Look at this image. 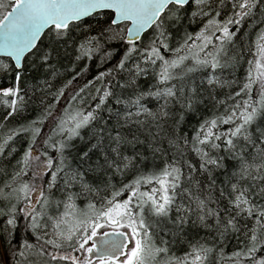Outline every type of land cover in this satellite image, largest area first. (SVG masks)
I'll return each mask as SVG.
<instances>
[{
    "label": "snow or ice",
    "instance_id": "obj_1",
    "mask_svg": "<svg viewBox=\"0 0 264 264\" xmlns=\"http://www.w3.org/2000/svg\"><path fill=\"white\" fill-rule=\"evenodd\" d=\"M0 105V264H264V0H0Z\"/></svg>",
    "mask_w": 264,
    "mask_h": 264
},
{
    "label": "trees",
    "instance_id": "obj_2",
    "mask_svg": "<svg viewBox=\"0 0 264 264\" xmlns=\"http://www.w3.org/2000/svg\"><path fill=\"white\" fill-rule=\"evenodd\" d=\"M193 27H195V25H193ZM253 35L254 36V30L252 28L249 27V25L247 23H245L242 27L240 32L238 33V42H237V48H239V43L240 41H247L249 39V35ZM245 67L246 64H242V66L240 67L239 71L236 73V75L241 78V80L243 79L244 75H245ZM97 70H102L101 66L97 63H93L91 65V71L94 74ZM35 114V107L34 105L30 108V110L26 113H23L20 116L14 117L11 120V124H15L17 121L19 122H23L26 119H30L33 115ZM5 115V109L2 105H0V120H2L3 116ZM11 124L9 126H11ZM3 135V130H2V126H0V136ZM25 138L21 137L20 139H18L16 141V145L17 147H21L24 144ZM3 159V158H0ZM0 167H3V165H0ZM0 223H2V221H0ZM236 241L233 239L228 243V246L226 248L227 252H230L232 250V248L235 246ZM179 254V253H177Z\"/></svg>",
    "mask_w": 264,
    "mask_h": 264
}]
</instances>
